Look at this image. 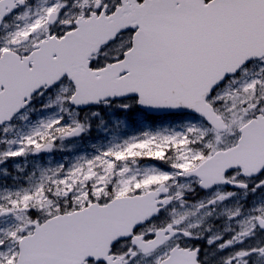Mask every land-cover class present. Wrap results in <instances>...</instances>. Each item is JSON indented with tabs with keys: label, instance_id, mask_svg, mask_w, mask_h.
<instances>
[{
	"label": "snow or ice",
	"instance_id": "1",
	"mask_svg": "<svg viewBox=\"0 0 264 264\" xmlns=\"http://www.w3.org/2000/svg\"><path fill=\"white\" fill-rule=\"evenodd\" d=\"M0 264H264V0H0Z\"/></svg>",
	"mask_w": 264,
	"mask_h": 264
}]
</instances>
